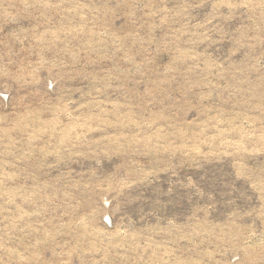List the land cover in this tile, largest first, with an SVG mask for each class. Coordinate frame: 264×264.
I'll use <instances>...</instances> for the list:
<instances>
[{
  "label": "rangeland",
  "instance_id": "374dc122",
  "mask_svg": "<svg viewBox=\"0 0 264 264\" xmlns=\"http://www.w3.org/2000/svg\"><path fill=\"white\" fill-rule=\"evenodd\" d=\"M0 264H264V0H0Z\"/></svg>",
  "mask_w": 264,
  "mask_h": 264
}]
</instances>
